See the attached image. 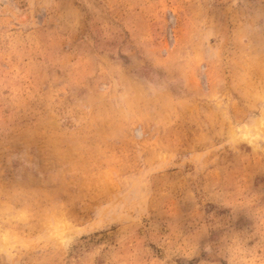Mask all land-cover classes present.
<instances>
[{"label": "rangeland", "instance_id": "1", "mask_svg": "<svg viewBox=\"0 0 264 264\" xmlns=\"http://www.w3.org/2000/svg\"><path fill=\"white\" fill-rule=\"evenodd\" d=\"M0 264H264V0H0Z\"/></svg>", "mask_w": 264, "mask_h": 264}]
</instances>
